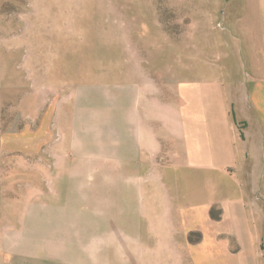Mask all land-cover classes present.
<instances>
[{"label": "crops", "instance_id": "obj_1", "mask_svg": "<svg viewBox=\"0 0 264 264\" xmlns=\"http://www.w3.org/2000/svg\"><path fill=\"white\" fill-rule=\"evenodd\" d=\"M217 15L200 64L124 74L122 100L82 103L89 124L58 112L37 199L0 118V264H264V0Z\"/></svg>", "mask_w": 264, "mask_h": 264}, {"label": "rangeland", "instance_id": "obj_2", "mask_svg": "<svg viewBox=\"0 0 264 264\" xmlns=\"http://www.w3.org/2000/svg\"><path fill=\"white\" fill-rule=\"evenodd\" d=\"M221 2L0 0V118L4 137L15 133L24 143L17 152L5 150L3 164L18 163L14 175L30 185L18 193L37 199L49 183L61 156L54 145L62 136L58 112L89 124L82 103L122 100L126 74L155 68L165 81L177 61L183 67L208 59L212 45L203 38L218 36ZM27 139L33 152H26ZM22 165L32 170L28 180Z\"/></svg>", "mask_w": 264, "mask_h": 264}, {"label": "trees", "instance_id": "obj_3", "mask_svg": "<svg viewBox=\"0 0 264 264\" xmlns=\"http://www.w3.org/2000/svg\"><path fill=\"white\" fill-rule=\"evenodd\" d=\"M200 240L199 234H190L189 235V241L190 242H198ZM262 249H264V245H262Z\"/></svg>", "mask_w": 264, "mask_h": 264}]
</instances>
